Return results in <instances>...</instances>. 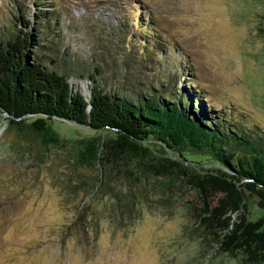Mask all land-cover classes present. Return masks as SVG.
I'll return each mask as SVG.
<instances>
[{
  "label": "rangeland",
  "instance_id": "374dc122",
  "mask_svg": "<svg viewBox=\"0 0 264 264\" xmlns=\"http://www.w3.org/2000/svg\"><path fill=\"white\" fill-rule=\"evenodd\" d=\"M36 6L45 7L54 39L42 49L52 61L45 56L43 63L73 73L68 79L81 90L86 79L74 70H88L87 58L96 56L100 85L110 86L117 81L123 41L139 35L147 40L144 52L150 44L160 51L152 55L155 64L143 63L145 84L157 90L188 84L208 111L220 110L264 146V0H0V35L14 30L12 15L29 16ZM140 11L150 18L146 28H138L140 19L132 26L129 19L116 23V16ZM56 125L64 136L88 133L67 120ZM10 139L0 132V264H242L191 220L192 204L191 212L200 210L189 186L147 184L131 221L116 224L99 211V201L85 202L82 180L93 167L71 165L62 148L34 159L31 149ZM208 189L206 208L224 197ZM242 193L243 206L220 215L231 219L240 211L245 219L264 212L254 194ZM76 210L81 213L74 220ZM81 217L90 226L83 234ZM75 223L78 232L70 228Z\"/></svg>",
  "mask_w": 264,
  "mask_h": 264
},
{
  "label": "trees",
  "instance_id": "16d2710c",
  "mask_svg": "<svg viewBox=\"0 0 264 264\" xmlns=\"http://www.w3.org/2000/svg\"><path fill=\"white\" fill-rule=\"evenodd\" d=\"M45 12V7L36 6L29 16L15 13L14 30L0 35V132L31 149L34 159L48 148H62L71 165L93 167L96 171L82 180L85 202L99 201L103 207L99 211L116 224L131 221L135 206L146 197L145 187L189 186L200 211L191 212L192 204L188 214L207 227L217 248L242 264H264V212L245 219L240 211L231 219L220 215L225 208L243 206V190L254 194L257 204L264 203V146L257 136L247 135L245 127L229 121L220 110L208 111L188 84L174 90L145 84L143 63L155 64L152 55L160 51L150 44L149 53L144 52L147 40L139 35L123 41L120 69L114 71L117 81L110 86L100 85L101 63L96 56L87 58L88 70H74V75L82 72L86 79L81 90L68 79L73 73L42 61L45 56L52 61L42 49L49 39L54 41ZM144 14L115 19L117 24L129 19L130 26L133 19H140L136 25L146 28L150 18ZM57 120L81 125L88 133L64 136ZM208 188L223 191L224 197L206 208ZM80 213L76 210L73 219ZM86 217L78 218L81 234L90 227L84 223ZM70 228L78 232L76 223Z\"/></svg>",
  "mask_w": 264,
  "mask_h": 264
}]
</instances>
